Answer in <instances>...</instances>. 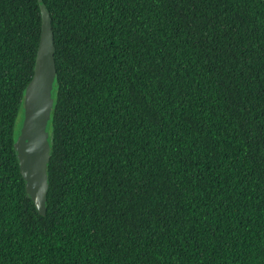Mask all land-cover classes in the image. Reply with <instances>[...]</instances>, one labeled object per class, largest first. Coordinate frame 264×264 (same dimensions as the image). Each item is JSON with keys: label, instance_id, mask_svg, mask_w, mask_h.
Listing matches in <instances>:
<instances>
[{"label": "trees", "instance_id": "1", "mask_svg": "<svg viewBox=\"0 0 264 264\" xmlns=\"http://www.w3.org/2000/svg\"><path fill=\"white\" fill-rule=\"evenodd\" d=\"M43 1L46 215L15 149L40 0H0V264H264V0Z\"/></svg>", "mask_w": 264, "mask_h": 264}, {"label": "water", "instance_id": "2", "mask_svg": "<svg viewBox=\"0 0 264 264\" xmlns=\"http://www.w3.org/2000/svg\"><path fill=\"white\" fill-rule=\"evenodd\" d=\"M40 8L41 37L34 74L25 89L24 119L15 142V149L26 181L27 195L33 200L39 213L46 215L49 190L48 164L52 150L48 124L55 105L53 89L57 67L52 17L43 0H40Z\"/></svg>", "mask_w": 264, "mask_h": 264}, {"label": "rangeland", "instance_id": "3", "mask_svg": "<svg viewBox=\"0 0 264 264\" xmlns=\"http://www.w3.org/2000/svg\"><path fill=\"white\" fill-rule=\"evenodd\" d=\"M21 125H22V116H20V118L17 121L16 129L18 131L21 129Z\"/></svg>", "mask_w": 264, "mask_h": 264}]
</instances>
